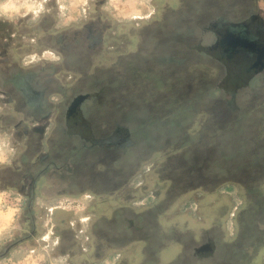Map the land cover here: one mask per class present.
<instances>
[{
	"label": "rangeland",
	"instance_id": "374dc122",
	"mask_svg": "<svg viewBox=\"0 0 264 264\" xmlns=\"http://www.w3.org/2000/svg\"><path fill=\"white\" fill-rule=\"evenodd\" d=\"M236 1L227 18L245 19L247 14L234 13L247 7L264 21V0H256L257 5L254 0ZM188 2L198 0H0V156L4 158L0 162V234L4 236L0 264H189L193 258H176L180 241L188 249L204 233L219 238L220 245L221 239L231 240L237 231L240 244L248 246L252 234L259 240L256 252H264V70L253 86L240 89L235 85L247 84L246 76L225 79V60L219 53L194 51L182 69L167 70L172 64L161 60L164 49L153 48L150 40L160 27L171 26L175 11ZM207 23L204 17L196 22ZM85 26L91 27L87 37L82 33L87 31ZM85 38L100 45L85 50ZM213 41L208 34L205 44ZM130 52L139 54L131 66L125 56ZM154 52L160 58L152 61ZM25 75L28 88L40 93L38 104L27 100L28 88L18 83ZM169 79L175 85L170 89ZM183 89L187 90L182 101L166 110L174 94ZM93 92L98 95L85 108L90 132L97 137H110L117 126L132 128L118 104L130 105L136 114L137 145L134 155H125L124 147L117 149L119 174L98 175L95 170H101V164L89 165L83 178L78 173L85 186L82 190L52 188L44 181L36 192L8 188L18 184L16 173L26 172L19 156L31 139L24 135V127L48 123L41 118L45 113L54 115L63 102L66 106L78 94ZM215 100L229 101L241 113L239 125L230 133L236 148L226 151L236 164L233 174L228 180L192 181L183 190L167 192L169 183L160 170L166 171L168 154L179 146L178 138L207 131L208 109ZM31 114L40 119L34 123ZM147 120L153 124H145ZM61 123L51 137L65 145ZM16 157L19 161L13 163ZM214 158L219 156L209 162ZM53 178L67 186V178L58 174ZM43 183L45 187H40ZM157 204L163 211L156 218L150 206ZM252 253L232 256L251 260ZM219 254L225 257L219 255L222 260L229 257ZM256 260L249 264H264V253Z\"/></svg>",
	"mask_w": 264,
	"mask_h": 264
},
{
	"label": "trees",
	"instance_id": "16d2710c",
	"mask_svg": "<svg viewBox=\"0 0 264 264\" xmlns=\"http://www.w3.org/2000/svg\"><path fill=\"white\" fill-rule=\"evenodd\" d=\"M197 1V0H196ZM256 0L253 1V3ZM237 1L236 0H198L197 3H189L180 7L179 10L175 11L176 19L175 22L168 26L166 29L163 27H160V32L156 34H152V47L159 49H164L163 54H161V60L165 61L166 63L172 64L169 67V69L174 68H180L182 69L181 64H186L187 60L193 59V52H198L199 54H206V53H212L211 56L219 53V50L214 47V43L212 44H205V38L206 36L215 37L216 33L214 30L221 27V23H235L234 21L227 18L229 15V11L231 10V6H236ZM257 5V2L254 3ZM246 8V7H244ZM215 9V10H213ZM237 17L241 15L240 11H236L234 13ZM202 17L207 18L208 23L203 26H198L196 22L200 20ZM169 20V17L167 18V21ZM196 21V22H195ZM240 21V20H237ZM240 23V22H238ZM220 24V26H219ZM181 25V29L179 30V26ZM193 25H197L198 27H195ZM219 26V27H218ZM231 28V26H229ZM86 31L82 32L84 37L88 36V33L90 31L91 33V27L86 26ZM197 30V31H195ZM195 32H199V36ZM201 34V35H200ZM205 34V37L202 35ZM98 36V34H96ZM89 38V37H88ZM98 38V37H97ZM79 43V42H78ZM92 43V40L88 39L84 42V49L85 50H94L98 48L100 43L96 44H90ZM80 44V43H79ZM144 47V43L143 46ZM151 47V48H152ZM208 51V52H207ZM136 52V50H135ZM144 50L141 52L143 53ZM139 54H135L133 52L125 54L126 57L130 58L129 60V66L134 65L136 63V57ZM208 55V54H207ZM250 55V54H249ZM155 52L152 54L151 59L158 60L160 57H154ZM210 57V56H209ZM225 60V59H224ZM223 60V61H224ZM226 61V60H225ZM226 69V62H223ZM170 70L169 72H172ZM248 71H256L253 76L250 77L248 80V84H254L257 81L258 77V70L256 68L254 69H247ZM245 71V70H244ZM147 73V72H146ZM27 75L20 77L19 79V85L28 88L30 85L26 84L28 82ZM147 77V76H146ZM199 79V78H198ZM181 80H178V82ZM199 81V80H198ZM167 87L170 89L174 87L173 80L169 79L167 81ZM180 86V84L176 85ZM187 89H183L181 93L177 92L172 97V102L166 105L167 109H172L175 102L182 101V97L185 96V91ZM36 92V91H35ZM171 92V91H169ZM24 94V93H23ZM36 96L31 92V90L28 88L26 89V98H30V103L38 104L40 101V94L38 92L35 93ZM195 97V96H193ZM120 112L122 116L125 115L128 117V119L133 118L134 114V108H131L130 105H119ZM134 107V106H133ZM169 107V108H168ZM129 108V109H128ZM236 108V106L231 104V102H222L219 103V100L213 101V103L209 106L208 109V119H211L213 123H211V127H207V131H201L199 135L197 136H189L188 139L178 138L177 142H179V146L177 149H175L173 152L168 154L167 160L169 162L165 165L166 171L160 170L162 174V178H164L168 183L167 192L172 189L180 190L184 189V186L187 185L188 182H207L210 181L214 183L218 180H228L230 179L231 175L233 174L234 165L230 167L228 165L229 163L223 162L221 164L222 166L218 168H212L211 166L208 167L209 158H211V155H219L223 158L226 157L225 150L227 149V141L228 138H226V134L230 135V133L233 131V127L237 125V119L240 118V113ZM139 119V117H138ZM235 123H233L234 121ZM144 121V120H143ZM210 122V120H209ZM145 124H153L152 120L145 121ZM126 131H120L118 133V137L114 138V142H117V145L114 143V147L121 149L124 147V154L125 155H134V149L137 145V142L133 141L131 139V134L129 129H123ZM120 134V135H119ZM183 140V141H182ZM233 141H230L232 143ZM119 144V145H118ZM121 153V152H120ZM218 161V159H217ZM117 163L119 164V160H116L114 162V166H117ZM228 165V166H226ZM119 166V165H118ZM208 167V170L206 169ZM242 167V166H240ZM166 192V193H167ZM160 203H163L160 202ZM158 206L160 204H157L150 208V211H152V214H155V217L160 214V212L163 211V209L158 210ZM158 210V211H157ZM154 217V215H153ZM157 218V217H156ZM131 222V221H130Z\"/></svg>",
	"mask_w": 264,
	"mask_h": 264
},
{
	"label": "crops",
	"instance_id": "0c3cea01",
	"mask_svg": "<svg viewBox=\"0 0 264 264\" xmlns=\"http://www.w3.org/2000/svg\"><path fill=\"white\" fill-rule=\"evenodd\" d=\"M238 10V9H237ZM238 11L241 12V15H243V13H245V15L247 14L245 19H242L240 21H235V23H226L223 22L225 24H239L240 23H244L249 21V19L253 16H255L256 14H252V10H250L249 8H241ZM257 20H259L262 24H264V21H261L258 17H256ZM222 25V23H221ZM214 43V42H213ZM220 55V54H219ZM226 62V61H225ZM259 71L264 70V65L262 66H258L256 68ZM225 79H228L230 81L233 80V78H239V76H246L245 82L247 83L248 80L250 79L251 76H253L255 74V72H250V71H244V70H239V71H234L232 72V68H227L225 69ZM234 74V75H233ZM260 74V72L258 73V75ZM238 81V80H236ZM254 85V84H253ZM252 84H241L237 83L235 85V87H237L236 89H240L246 86H253ZM35 91V90H33ZM38 92V91H36ZM39 93V92H38ZM40 94V93H39ZM98 95V92H93L92 94L89 95H85V94H78L77 96H75L72 100V102L68 105L66 104V106L63 104L61 105V108H59V111L56 112V114H52L51 111H48L47 113H45L44 116H42L41 118H43L46 122V124H40L38 122V124H33L36 125V127H39L37 125H40V134H42V136L40 137V145L36 146L35 148H33V150L30 152V154H25L23 153L22 155L19 156V158H21L22 156V165L24 166V169L26 170V172H31V175L33 177H35V184L34 187L32 188V191L34 190V192H36L35 190L37 189V187L39 186V183L41 182H45V183H49V187L55 188V187H65V188H76V190H82L83 188H85V186H83L84 184H82V182H80L81 180L78 179L79 178V174L81 172V176L83 178V176H85L86 174H88L87 170V166H91V167H98L101 164V170H95V172L99 175H103L104 172L107 174H112L113 176H115L116 174H119L120 169H118L117 166H114V162L116 160H119V154L116 147H114V143L117 145V142H114V138L118 137V133L120 131H123L126 133L125 130L123 129H129L130 131V136L131 139L133 141H137L136 140V125L137 124V120L136 117L133 115V119H127V123L131 124L133 123L132 128L130 126H117V128L114 129L112 135L108 138H103V137H97L96 132H90L92 131V129L89 126V122H87V111L85 108V103L88 100H93L96 99ZM80 96H84L82 99L79 100L78 104L76 106L75 105V99L77 97ZM87 99V100H86ZM66 99H64L65 101ZM38 106V105H37ZM36 106V107H37ZM63 110V112H62ZM239 111V109H238ZM237 111V113H238ZM39 112V111H37ZM240 112V111H239ZM61 114V115H60ZM241 114V113H240ZM29 116V115H28ZM33 119V122L36 123L39 119L37 117H35L34 115H30V119ZM76 124L81 123V127L79 129H75L73 128V126L70 125V120H74ZM61 120V125H64V130H62L63 132V136L65 138V145H60L58 144L56 141L55 143L53 142V139L51 137L52 132H55V127L56 124H58V122H60ZM210 120V122H209ZM234 121V120H233ZM237 125H239L241 118L237 119ZM206 123L208 124V128H210L212 120L211 119H207ZM235 123V121L233 122ZM130 124V125H131ZM52 125V126H51ZM48 126H50V132H46V129L48 128ZM76 126V125H74ZM33 126L29 127L32 128ZM120 135V134H119ZM234 135V134H233ZM62 136V135H60ZM51 137V138H50ZM67 137H70V139H68ZM72 137H76L75 139ZM35 138H37V136H35ZM226 138L230 139L228 141V143H230V141H232L231 138H233L231 135L226 134ZM51 139V140H50ZM72 139L71 145L68 146L67 142H69ZM62 141V140H60ZM76 141V142H75ZM46 143V148L42 149L43 146H45ZM119 145V144H118ZM242 148V144H240ZM227 147H232L233 150L236 148L235 144L230 143L227 144ZM37 148V149H36ZM230 149V148H229ZM51 150L52 152L50 153L49 157H52V160L50 163H48V166H44L42 167L41 165H39L38 163H36V167L35 169L33 168L32 170L26 165V163H31L34 161L35 157L39 156V155H45L47 154V152ZM227 151V149L225 150V152ZM235 154V152H234ZM218 155V154H217ZM233 155V153H232ZM25 156V157H24ZM214 156L211 155V157ZM219 156V155H218ZM226 159H224L223 162L229 163L228 165H230V167L233 166V164H235V162H231V158L228 155H226ZM223 158L219 156V159ZM210 159V158H209ZM218 159V160H219ZM19 159L17 160V157L15 159V161L13 163H18ZM216 163L218 164V161L216 158H214V160L211 161V163L209 162V166H213V164ZM226 165V166H228ZM222 166L221 164H219L217 166L220 167ZM93 167V168H94ZM215 168V167H213ZM85 169V170H84ZM96 169V168H95ZM98 169V168H97ZM24 173V172H23ZM96 173L93 174V177H96ZM54 174H58L63 176V178H67L68 183L67 186H64L65 184L62 183H57L55 179H59L53 178ZM80 176V177H81ZM24 180V179H23ZM55 180V181H54ZM224 181V180H222ZM26 186H24L22 189H20L18 186H11L8 188H15V189H19L20 193H22L23 189ZM40 187H45V184L43 183L42 186ZM42 191V190H41ZM24 192V191H23ZM71 193V192H70ZM153 207V206H150ZM137 213V212H136ZM136 213H132V215L130 216H136ZM134 220V219H133ZM127 221V225H131L132 223L130 222L131 220H126ZM2 229H4V227H2ZM1 233V232H0ZM241 232L237 231L235 237H233V239L231 240H225V239H221V244L218 245L219 242V238L216 239V237H212V236H206L204 233L202 235V237L199 240H195L194 245L189 247L188 249H186V247H184L183 243L180 241L178 243V248L176 251V258L179 259L182 256H186L187 258H193V261H191V263L189 264H234L235 262L238 263H242V261H246L249 264V261H252L254 258H257L256 261H259V255H261L264 252H261L259 250V253L256 252L257 250V245H258V238L254 237V235L251 234V239L247 241V243H249V245H245L244 244H240L239 240V235ZM3 234H0V239H2ZM4 237V236H3ZM236 240V241H235ZM242 240V238L240 239ZM226 243H229L228 250L226 251ZM242 243V242H241ZM218 245V246H217ZM262 247L264 248V240H262ZM253 251L252 255L253 258H251V260H247L246 256L245 259L242 258V256L238 257L237 254H235L234 256L233 253H238L239 255L247 254L248 251ZM219 253H228L229 257L225 260H222L221 258H225L224 256L220 255ZM216 254H218L217 258L215 257ZM231 254V255H230ZM219 255L221 256V258L219 257ZM174 259V258H173ZM220 259V260H218ZM243 264V263H242ZM257 264H260V261L257 262Z\"/></svg>",
	"mask_w": 264,
	"mask_h": 264
},
{
	"label": "flooded vegetation",
	"instance_id": "af4514ba",
	"mask_svg": "<svg viewBox=\"0 0 264 264\" xmlns=\"http://www.w3.org/2000/svg\"><path fill=\"white\" fill-rule=\"evenodd\" d=\"M229 26H231V28H229ZM214 31L216 33V36L213 38L214 47L219 50V54L227 61L226 66L227 68H232V72L239 70L248 71L247 69L249 68L252 70L258 66L264 65V24L257 20L256 16L251 17L249 21L244 23L233 25L222 23L221 27ZM233 33H237L240 38H238L239 41L230 43L228 35ZM86 40L87 38H85V41ZM31 92L36 96L35 91L31 90ZM27 100L30 101L31 99L28 98ZM70 125L75 129L81 127V123L76 124L75 119L72 121L70 120ZM39 131L40 126L36 127L33 125L32 128L24 127V135L29 136L31 139L26 143L25 154H28L29 151H32L33 148L40 145V137L42 134H40ZM35 136H37V138L32 139V137ZM51 152L52 151L49 150L46 156L39 155L36 160L31 163H26V165L31 170L33 168L35 169L36 163L42 167L48 166V163L52 160V157H49ZM16 175L17 181L15 184L18 183L16 186L20 189L26 186L25 188L32 190L35 184V177L31 175V172H24L21 175L16 173Z\"/></svg>",
	"mask_w": 264,
	"mask_h": 264
},
{
	"label": "water",
	"instance_id": "95a60500",
	"mask_svg": "<svg viewBox=\"0 0 264 264\" xmlns=\"http://www.w3.org/2000/svg\"><path fill=\"white\" fill-rule=\"evenodd\" d=\"M237 38H236V37ZM238 38H240V36L237 34V33H233V34H230V35H228V39H229V42L230 43H235V42H237V41H239V39ZM84 96H80V97H77L76 99H75V105L74 106H76L77 104H78V102H79V100L80 99H82Z\"/></svg>",
	"mask_w": 264,
	"mask_h": 264
},
{
	"label": "clouds",
	"instance_id": "9594fccd",
	"mask_svg": "<svg viewBox=\"0 0 264 264\" xmlns=\"http://www.w3.org/2000/svg\"><path fill=\"white\" fill-rule=\"evenodd\" d=\"M33 59H35V57H33ZM3 157L2 156H0V162H3Z\"/></svg>",
	"mask_w": 264,
	"mask_h": 264
},
{
	"label": "snow or ice",
	"instance_id": "6c2138e0",
	"mask_svg": "<svg viewBox=\"0 0 264 264\" xmlns=\"http://www.w3.org/2000/svg\"><path fill=\"white\" fill-rule=\"evenodd\" d=\"M45 239H47V237H45Z\"/></svg>",
	"mask_w": 264,
	"mask_h": 264
}]
</instances>
